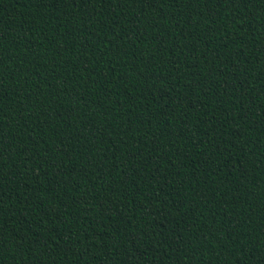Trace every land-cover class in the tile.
<instances>
[{
  "label": "trees",
  "instance_id": "1",
  "mask_svg": "<svg viewBox=\"0 0 264 264\" xmlns=\"http://www.w3.org/2000/svg\"><path fill=\"white\" fill-rule=\"evenodd\" d=\"M0 264H264V0H0Z\"/></svg>",
  "mask_w": 264,
  "mask_h": 264
},
{
  "label": "snow or ice",
  "instance_id": "2",
  "mask_svg": "<svg viewBox=\"0 0 264 264\" xmlns=\"http://www.w3.org/2000/svg\"><path fill=\"white\" fill-rule=\"evenodd\" d=\"M41 2H42V0H41ZM49 2L50 3H55V0H49ZM64 2H66V0H64ZM72 2L73 3H76V2H84V0H72ZM133 2H134V0H133ZM146 2H151V0H146ZM161 2H163V0H161ZM174 2H175V0H174Z\"/></svg>",
  "mask_w": 264,
  "mask_h": 264
}]
</instances>
